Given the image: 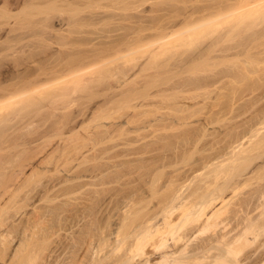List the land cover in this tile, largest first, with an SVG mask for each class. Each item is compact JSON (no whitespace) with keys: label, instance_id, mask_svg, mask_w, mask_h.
<instances>
[{"label":"bare ground","instance_id":"bare-ground-1","mask_svg":"<svg viewBox=\"0 0 264 264\" xmlns=\"http://www.w3.org/2000/svg\"><path fill=\"white\" fill-rule=\"evenodd\" d=\"M72 1L0 0V264H50L49 261H53L51 258L54 254L51 252L56 248L52 250V247H56L57 244L51 245L55 239L52 237L60 231L59 227L55 226L57 222L59 223V219H56L54 214H57L55 215L57 217L62 216L55 213V210L63 213L70 208L64 209L66 201L64 204H61L62 202L53 204V202L61 196L71 200L70 197L77 191L78 186L82 189L86 184L83 185L84 182H80L79 173L73 174L79 168L73 172L67 169L68 166L74 162L73 168H76L75 166L82 163L81 158L88 157L84 160H91L88 155L93 154V150L95 153L96 149L86 147L87 151L92 150L88 154L84 148L86 144H92L91 148L98 143L102 144L105 149L103 150L106 151L107 144L103 145L105 142L100 143V141L109 140L111 137L117 138L118 135L119 137L127 135L126 139L121 137L124 139H121L122 144L119 139L118 141L122 146L127 140L126 145L128 143L133 147L128 152L131 150L133 152L128 153L125 150L128 154L124 156L120 150L123 146L118 147L117 153L113 151L116 153L115 156L125 158L118 160L116 157V161H113L114 165L135 166L138 162L139 165L135 167L137 171L132 170L134 167L131 168L129 165L128 172L125 168L118 167L115 173L117 175L115 178L116 180L118 178L117 182L120 185H115V188L110 187L114 193H109L115 198H120L119 195L123 196L125 200L123 202L120 198L121 202H119V199L114 197L111 200L117 207L118 220L112 218L113 213L110 214L112 216L108 214L109 219L106 217L107 224L104 222L103 225L102 220L105 219L103 216H101L102 220L98 219L100 215L97 210L99 208L101 210L102 196L104 197L110 190L107 189L109 187L104 188L105 185H103L100 187L102 189L94 188L97 193L102 194V196L96 192L94 194V196L100 195L102 198L100 201L95 199L98 198L97 196L93 198V194L90 193L91 197L88 194L89 200L93 199L91 210L87 211L94 216L97 213L94 218L96 221L93 220L92 227H89L90 232H83L84 236L80 235L83 237V244H80L83 246V252H81L82 246L78 252L83 253L81 254L83 257L79 256L80 261L75 259L76 262H71L73 258L78 257L74 248L76 257H71L72 259L68 257L70 264H245L246 262L242 260L247 261L248 258V263L252 260L253 263L264 264V48L261 49V47L256 56L251 53L256 43L260 44L261 41L264 45V39H262L264 26L261 24L264 22V0H83L84 7H79ZM81 9L87 13L83 18L78 17ZM54 12L64 15L65 12H69L68 15L66 14L68 18L65 16L66 25H61V22L59 24L61 26L54 24L56 21L53 22ZM87 26L96 29L93 33L97 34L98 41L96 38L94 41L98 43L95 45H99V48L91 46L94 45L91 41L93 39L88 41L91 43V50L81 47L87 43L85 40L90 38L87 39V35L83 33L91 32H84V29L80 35L82 27ZM247 33L250 34L247 35ZM230 42L232 43L227 44ZM201 43L202 46H200ZM242 54L247 58L246 61H240ZM8 60L12 66L8 65ZM14 62L19 63V66L16 64L14 66ZM36 62L45 65L39 67ZM229 63H232L230 69L232 65L233 67L237 65L235 70L229 69L227 65ZM251 63L252 69L248 66ZM253 63L258 65L257 68H254L256 65ZM21 64L24 66L21 67ZM149 70L152 71L149 72ZM255 72L260 73L261 79L253 76L256 75ZM251 75L259 79V82L256 81L257 79L253 82L259 83L261 95L260 89L256 87L257 84L254 87L258 90L253 89L254 87H251L253 85H250L251 88L248 85L247 87L249 90L253 89L252 93L255 90L261 96L260 106L257 100L251 99L255 102L251 104H257V108L252 105L253 108L249 106L243 109L235 108L237 104L232 107V102L237 100V92L242 91L241 88L246 86H239L238 91L235 86L232 87L231 91L237 93L234 95L235 98L233 97L236 99L234 100L231 94L229 95L230 92L226 90L228 82L236 85V81H239L237 83L239 84L245 79L241 83L249 84L247 78L251 82L249 80L252 78ZM111 77L119 82V85L116 84L119 92L115 93L117 86L114 85L116 86H113L116 91L112 88L114 97L107 100L104 96L107 106L101 105L105 103L103 101L100 104L103 108L99 112L103 113V109L108 111L113 109L115 112L119 111L116 113L118 117L111 114L112 111H107L108 114L106 112L98 114V106L96 113L92 111V108H96L94 96L101 92L104 94L105 90L101 91L100 88V93L96 90L98 93L91 92L92 95L87 91L90 89L92 91L93 83L98 85L107 83L109 78L112 81ZM140 77H142L141 81L138 80ZM114 78L113 81H116ZM109 81L110 85H108L111 87ZM162 84L164 85L160 86ZM96 87L98 89L97 85L94 88ZM154 87L158 90L155 91ZM112 89L106 90L112 92ZM82 90H86L90 95L85 92L84 95L87 96L82 97L84 93ZM214 90L221 92L219 100H223V106L219 105L220 102H214L215 99L214 101L211 100L213 98L210 99V94H213ZM78 91L81 98L77 101L83 99L84 104L80 109L78 104L80 102L72 99ZM241 91L240 93L243 92ZM255 91L254 94L250 93L246 97L256 96ZM246 97L242 96L244 99ZM183 98L189 103L192 101L194 103L196 100L198 107L194 104L192 107H186L188 102L187 104L183 102ZM254 98L258 99V97ZM91 99L95 100L94 102L92 100L93 104ZM198 99H201L200 103L197 102ZM88 101L95 107H92L90 103L87 104ZM228 101H230L229 104ZM73 102L79 105L77 115L72 111L74 109L69 108L74 105ZM165 102L168 104L165 105ZM115 104H118V108L120 105L121 112L124 111L123 109L130 112L121 114V108L116 111L118 108H115ZM200 104L202 109L204 110L203 107H205L206 110L205 114L200 111L203 113L206 125L221 124L218 127L223 125L225 127H223L224 132L221 131V137L215 135L213 141H210L212 143L208 142L211 145L209 151H204L205 147L202 148L204 154L199 146L204 137L209 136L206 132L208 127H203L204 122L202 125L197 121L198 116L201 117L202 114L198 112L199 109L196 112L192 110L195 108L197 110ZM109 106L112 109H109ZM87 110L93 113L90 116H93L91 120L94 124L90 123V117H88L89 124L87 125V118L84 120L87 122L84 123L83 115L86 116ZM116 117L123 119L118 121ZM193 117L197 119V122ZM14 120L15 124H11ZM49 121L50 123L46 124ZM90 124L93 128L86 129ZM43 125L46 127L44 128ZM39 127H43V130ZM23 130L28 131L24 134ZM113 132L117 134L115 133L114 136ZM213 133L215 134L216 131ZM209 137L205 140H209ZM115 140H112L113 144L118 142L117 139ZM136 143L140 145H134ZM190 144L192 148L194 147V151H197L199 145L198 153L201 152L200 160L197 157L198 161L192 163L196 165L200 161L197 163L198 166L192 168L196 174L191 175L190 178L185 171L187 168L178 171L183 167H179L181 162L179 166L177 165L176 168L179 167L177 170L172 167L174 171L169 173L168 168H171L172 163H169L170 166L167 165L169 158L176 159V156L178 158L180 154L177 152L179 153L180 150L184 156H180L183 161L186 155L184 149H192L189 147ZM209 144L207 147L210 146ZM170 145L171 150L172 148L174 150V156L170 154L171 152L165 155ZM154 149L160 151L164 149L166 152L160 155L158 151L157 155ZM83 150L87 155H83ZM96 151L98 154L100 150ZM140 152L142 156L147 155L137 158L138 160L135 157L130 159V156L126 159L128 155H135L134 153L140 155ZM149 152L150 155H148ZM153 152H156L155 155ZM194 153H189V159L190 155L194 156ZM93 155L96 158L97 155ZM109 157L113 159V155ZM102 158L104 159L103 156L100 159ZM76 159H79L77 164ZM185 159L188 160V158ZM96 160L93 161L96 162ZM255 161L261 164L253 165ZM89 162L92 163V161ZM251 166L253 169L255 167V170L250 169ZM80 167L82 172L83 165ZM96 168V166L93 168V173L97 170ZM189 168L191 169V166ZM164 169L169 174L165 175ZM203 169L205 174L201 175ZM65 170L68 172L71 170L74 177H69L68 175L71 174ZM99 170L98 168V173ZM200 170L202 171L199 172ZM109 171L112 170L109 169ZM55 172L61 178L58 181L54 178L55 175L54 180L52 179V174ZM135 172V177L140 179L138 182L135 177H132ZM189 173L191 174L192 171ZM163 176L164 179H162ZM102 177L103 180L104 177ZM192 177L195 178V182ZM42 178L45 180L43 181ZM189 178L192 180H188L190 184L186 183ZM254 179H260L261 182L258 180L256 183ZM63 180L67 184L57 187L58 183L54 181L61 184ZM134 181L135 185H133ZM102 182L108 183L106 180ZM191 182L194 184L192 185ZM126 184L130 187L127 188ZM248 184L253 188L250 189V194L243 197L242 187L248 188ZM240 188L243 196L238 195V192H241ZM57 190H59L58 193ZM91 190L89 192H92ZM52 191L54 195L56 193V196L53 197ZM235 195L242 197H236V201ZM45 199L49 205L38 206L37 202L43 203ZM84 205H86L85 210L90 206ZM23 208L25 211H22ZM28 209H31V216L34 219L30 217L31 213ZM77 210L76 208L75 211ZM18 214H21L19 218L17 217L19 221L16 218ZM48 216L57 220L54 226L58 228V231L53 226L43 227L47 224V222L43 224L46 220L51 223ZM62 223L60 222V226ZM53 229L57 232L54 233ZM64 229L61 228L62 231ZM62 231L57 234L61 233L63 236ZM58 236L56 235L57 238ZM61 239L64 240L65 237ZM76 239L79 240V238ZM74 241L77 243V240ZM59 242L62 245L64 241ZM58 258L61 257L58 255ZM55 260L61 264L64 258L55 257Z\"/></svg>","mask_w":264,"mask_h":264},{"label":"rangeland","instance_id":"rangeland-1","mask_svg":"<svg viewBox=\"0 0 264 264\" xmlns=\"http://www.w3.org/2000/svg\"><path fill=\"white\" fill-rule=\"evenodd\" d=\"M78 1H79V3H78ZM81 1H82V3H81ZM149 2H150V1H149ZM72 3H73V4L75 3V5H77V6H79V7H80V6H83V0H73ZM77 3H78V4H77ZM146 5H149V4H146ZM83 7H84V6H83ZM83 7H82V8H83ZM145 7H147V6H145ZM66 8H67V6H66ZM67 9H68V8H67ZM68 10H69V9H68ZM81 10H82V11H81ZM81 10H80V11H81L82 14L80 13V15H79L78 17H82V18H83V16L87 15V13L83 12V11H84L83 9H81ZM86 10H87V9H86ZM63 13H64V12H63ZM68 13H69V12H68ZM68 13L65 12V15H64V14H61V13H58V12H54L53 15L56 16V17L53 16V17L55 18V19L53 18V19H54L53 22L56 20V21L54 22V24L57 23L58 26L66 25L67 21L65 20V16H67ZM84 13H85V14H84ZM59 14H60V15H59ZM66 14H67V15H66ZM83 14H84V15H83ZM58 15H59L60 17H59ZM61 16H62V17H61ZM57 17H58V18H57ZM59 18H61V19H59ZM66 18H68V16H67ZM57 19H58V21H57ZM59 20H60V21H59ZM64 20H65V21H64ZM263 21H264V20H263ZM60 22H61L62 24H61ZM59 24H61V25H59ZM261 24H263L262 26H264V22L261 23ZM261 24H260V25H261ZM97 26H99V25L97 24ZM99 27H100V26H99ZM258 27H261V26H258ZM85 28H86V29H85ZM83 29H84V32L87 31V32H91V33H83ZM89 30H90V31H89ZM95 30H96V29H95ZM95 30H94V27H93V28H92V27L90 28V26H87V27H84V28L82 27V32H81L80 35H82V33H83V34L87 35V39L90 37L88 40H85L88 44L85 43L84 46H83V45L81 46V47H84L85 50H89V49L91 50V47H90L91 43L88 42V41L91 40V39H93V40H91V41L94 42V45H91V46H93V47L95 46V48L99 46V45H98V46L95 45V44H98L97 42H95V41H96L95 38H96L97 34L93 33V31H95ZM248 34H250V33H247V35H248ZM78 35H79V34H78ZM90 35H91V36H90ZM247 37H248V36H247ZM96 39H97V38H96ZM262 39H264V38H262ZM94 40H95V41H94ZM85 41H84V42H85ZM97 41H98V39H97ZM231 41L233 42V40H231ZM234 41L236 42V40H234ZM232 42L227 43V44H231ZM263 42H264V41H263ZM203 43H204V42H203ZM86 44H87V45H86ZM92 44H93V43H92ZM260 44H262L261 41H260ZM260 44H259V43H256V44H255V47L251 49V53H252L253 56L258 55L259 52H260V50L264 48V45L262 44V45L260 46ZM202 45H203V44L201 43L200 46H202ZM204 45H205V43H204ZM261 47H262V48H261ZM55 48H56V47H55ZM55 48H53V49H55ZM98 48H99V47H98ZM191 48H192V47H191ZM191 48H190V50H191ZM196 48H197V47H195V49H196ZM260 48H261V49H260ZM81 49H82V51H83V48H81ZM242 50H243V49H242ZM262 51H263V50H262ZM189 52H190V51H189ZM246 60H247V58L244 56V54H242V56L240 57V61H246ZM10 61H11V60H10ZM7 62H9V60H8ZM11 62H12V61H11ZM49 62H50V60H49ZM49 62H48V63H49ZM235 62H237V61L235 60ZM7 64H8V63H6V65H7ZM13 64H14V66H16V65H18L19 63L17 64V63L14 62ZM15 64H16V65H15ZM33 64H34V63H33ZM36 64L39 65V67H40V65H42V66L45 65L44 63H43V64H42V63H39V64H38V62H36ZM36 64H34V65L37 66ZM46 64H47V63H46ZM230 64H232V63L227 64L228 67H229V69H230V66H231ZM253 64L256 65V67H254V68H257L258 65H257L256 63H253ZM8 65H11V66H12V64H11L10 62H9ZM47 65H49V64H47ZM255 65H254V66H255ZM18 66H19V65H18ZM23 66H24V64H21V67H23ZM236 66H237V65H235V66L233 67V65H232V68H231L230 70H233ZM248 66H249V68H250V66H251L250 69L253 68L252 63H251L250 65H248ZM259 66H260V65H259ZM21 67H19V68H21ZM46 67H47V66H46ZM49 67H50V65H49ZM223 67H225V65H224ZM226 67H227V66H226ZM258 68H259V67H258ZM260 68H261V66H260ZM234 70H235V69H234ZM257 70H259V69H257ZM151 71H152V70H151ZM151 71L149 70V72H151ZM255 73H256V75H253V74H252V75H253V76H256V77H259V79H261V78H260V77H261L260 73H259V72H258L259 74H258L257 72H255ZM257 74H258V75H257ZM252 75H251V77L253 78ZM41 77H42V76H41ZM43 77L45 78L44 75H43ZM43 77H42V78H43ZM256 77H254L253 80H252V78L249 79V80H251V82H252L253 84H251V82L248 81V78H247V82H248L249 84H247V83L244 84V82L241 83V82L244 81L245 79L242 80L239 84H237L239 81H236V82H237L236 85H235V84L233 85L231 82H228V89H226V90L228 91V93L230 92L229 95L231 94V97H232V98H233V97L235 98L234 95H236V94L238 93V95H236V99H237V100L233 98L234 100H236V101H234V102H236V103H235V104H233L234 102H232V104L230 103L231 106L233 105L232 107H234V105H236V104H237V105L235 106V108H242V109H243V108H246V107H248V106H249V107L256 106V108H257L258 106H260L261 103H260L259 100H262V99L260 98V97H261V96H260V95H261V94H260L261 89H260V86H259V83H258V82H259V79H257ZM111 78H112V77H111ZM113 78H114V77H113ZM113 78H112V81H111V79L109 78L110 81L107 80V83L104 82L103 84H100V85H102V86L98 85L97 83H93V84H92V86H93V87H92V91H91V89H90V90H87L88 88L86 89L87 91L90 92V94H91V92H93V93H95V94L98 93V92H96V90H98L99 93H100V88H101V91L105 90V91H103V92H105L106 95H105V93L103 94V93L101 92V94H99V95L96 94V96H94V97H96V98H95V99H96V102H94V101H95L94 99H91V100H90L91 102H92V100H93V102L95 103L94 105L96 106V108H95V109L92 108V111H94L95 113H96V110H97V106L100 108V109L98 108V111H97L98 114H103V113H105V112L107 113L108 110H105V109L102 110L103 113H102V112H101V113L99 112V110H101V108H103L102 106H104V104H105L104 107L107 106V105H106V102H105L106 99H104V96H105V98L107 97V100H108V99L113 98V97H114L113 95H114L115 93L119 92V90H118V85H119L118 83H119V82H117V79H116V78H114V80H116V81H113ZM138 78H139V77H138ZM138 78H137V79H138ZM249 78H250V77H249ZM141 79H142V77H140V79H138V80L141 81ZM254 79H255V80L257 79L256 81H258V82H257V83H254V82H253ZM108 81L111 82V87H109L110 83H108ZM158 81H159V80H158ZM158 81H157V83L160 82V81H159V82H158ZM260 81H261V80H260ZM113 82H114L115 84H112ZM245 82H246V81H245ZM105 83H106V84H105ZM234 83H235V82H234ZM94 84H96V85L98 86V89H97V87L94 88V87L96 86V85H94ZM108 84H109V85H108ZM116 84H118V85H116ZM256 84H257V85H256ZM104 85H106L105 88H104ZM114 85H116L117 87L114 86ZM163 85H164V84H162V85H160V86H163ZM242 85H245L246 87L243 86V87H244V88H243ZM247 85H248L249 87H250V85H253V86H251L252 88L254 87V85H256V87L258 86V88L260 89V90H259V94H260V95H258V94H257L258 92L256 93V91L254 90L255 93H256V94H255L256 96H254V97H258V99H257V98H254L253 96H250V97L247 96V97H246V95H248V94L250 95V93H251V94H254V91H253V93H252L251 90H253V89H257L256 87H254L253 89H250V90H249V89H248L249 87H247ZM99 86H100V87H99ZM113 86L117 88V91H116V89H115ZM233 86H235V88H236L237 91H238V89H239L240 87H242L241 89H242L243 92L240 90L242 93H240V91H238L237 93H236V92L234 93L233 91H231ZM239 86H240V87H239ZM107 87L110 88V89L114 88V90H115L116 92L114 93V92H113V91H114L113 89H112V92H113V93H112V92H109L108 90H106V89H108ZM155 87H156V86H155ZM155 87H154V88H155ZM251 87H250V88H251ZM93 88H94V89H93ZM158 88H159V87H158ZM160 88H163V87H160ZM152 89H153V88H152ZM155 89H156L155 91L158 90L157 88H155ZM243 89H244V90H243ZM86 90H85V91L82 90V91H84L83 94H82V91H81L82 97H83V96L86 97L87 95H90L89 92H87ZM226 90H225V92H227ZM246 90H249L250 92H249V91L245 92ZM257 90H258V89H257ZM94 91H95V92H94ZM155 91H154V92H155ZM219 91H220V90H219ZM85 92H86L87 95H84ZM232 92H233V93H232ZM93 93H92V94H93ZM107 93H108V95H107ZM212 93H213V92H212ZM223 93H224V92H223ZM76 94H77V95H76ZM92 94H91V95H92ZM95 94H94V95H95ZM110 94H111V95H110ZM219 94L221 95V92L218 93V91L215 92V90H214V93H213V94H210V99L213 98V99H211V100H213V101H214V99H215L214 102H216V103H217V102H220L219 105L222 104V106H223V103H222L223 100H221V101L219 100V97H220ZM72 95H74V94H72ZM97 95H98L100 98H99V97L97 98ZM101 95H102V96H101ZM211 95H213V96L211 97ZM244 95H245V97H246L245 99L242 98V96H244ZM257 95H258V96H257ZM76 96H78V98H77ZM80 96H81V95H80L79 91H78V92H75V95L72 96V97H73L72 99H73V100H76V102H80V103L82 102L81 104L78 103V104L80 105V107H79L78 104H74V103H76V102H73L74 105L69 107L71 110L74 109V110H72V111H73L74 114H76V115L79 113L78 111H79V109L81 108V105L83 104V99H81L82 101H81V100H80V101H77L79 98H81ZM115 96H116V95H115ZM74 97H75V98H74ZM94 97H93V98H94ZM109 97H110V98H109ZM231 97H230V99H231ZM248 97H249V98H248ZM251 97H252V98H251ZM199 98H200V97H199ZM220 98H221V97H220ZM210 99H209V100H210ZM251 99H252V100H255V101L257 100V102H259V103H258L259 105H258V106H257V104H256V105H252V104H254L255 102L252 101ZM104 100H105V101H104ZM191 100H192V99H191ZM191 100H190V101H191ZM198 100H199V101H197V102L200 103V102H201V101H200L201 99H198ZM231 100H232V99H231ZM248 100H249V101H248ZM90 101H88V103H87V102H86V103L89 104ZM97 101L99 102V104H98ZM103 101H104L105 103H102ZM165 101L168 102L167 100H165ZM182 101H183V102L185 101L186 104H187V102H188L187 99L184 100V98L182 99ZM195 101H196V100H194V103H192L193 101L191 102L192 105H189V104H191V103L188 102L187 106H186V105H185V106H186V107H188V106H189V107H192L193 104H194V106H195V105H196V102H195ZM251 101H252V102H251ZM93 102H92V104H93ZM166 102H165V103H166ZM170 102H171V101L169 100V103H170ZM229 102H230V101H228V104H229ZM253 102H254V103H253ZM257 102H256V103H257ZM101 103H102V104H101ZM248 103H249V104H248ZM251 103H252V104H251ZM71 104H72V103H71ZM90 104H91V103H90ZM92 104H91V105H92ZM100 104H101L102 106H101ZM167 104H168V103H166L165 105H167ZM182 104L184 105V103H182ZM243 104H244V105H243ZM76 105H78V106H76ZM83 105H84V104H83ZM94 105H92V107H93ZM99 105H100L101 107H100ZM201 105H202V104H200V107L197 108V110H196L195 107H193V108H195V109H192V110L196 112V111H198V109H199L198 112L202 111V112L204 113V111H206V110H205V107H203V108H204V110H203L202 107H201ZM224 105H225V104H224ZM251 105H252V106H251ZM75 106H76V107H75ZM89 106H90V105H89ZM95 106H94V107H95ZM112 106H113V105H112ZM114 106H115V108H118V104H115ZM114 106H113L112 108H114ZM196 106H197V105H196ZM241 106H242V107H241ZM243 106H244V107H243ZM72 107H75V108H72ZM77 107H79V109H78ZM109 107H110V106H109ZM197 107H198V106H197ZM218 107H220V106H218ZM218 107H216V108H218ZM249 107H248V108H249ZM90 108H91V106H90ZM107 108H108V107H107ZM107 108H106V109H107ZM112 108L110 107L109 109H112ZM120 108H121V107H120V105H119V108L116 109V111H117V110H120ZM252 108H253V107H252ZM256 108H255V109H256ZM123 110H124V111L121 112V111H122V108H121V110H120V113H121V114H123V113H125V112H126V113L130 112L129 110H125V109H123ZM251 110H254V109H251ZM89 111H90V112H89ZM109 111H110V110H109ZM109 111H108V112H109ZM111 111H112L111 114H113V115H116V113H119V111H118V112H115V111H113V109H112ZM111 111H110V112H111ZM43 112H46V111H43ZM77 112H78V113H77ZM114 112H115V114H114ZM202 112H200V114H201ZM57 113H58V111H57ZM87 113H88V115H87ZM203 113L201 114V117H202V120H203V121L201 120V117H200V116H198V117H199V120H197L198 118H197L196 116H195V117H196L197 119L193 117V119H195V121H196V120L199 121V123L202 124V125L206 122V120H204V117L202 116ZM92 114H93V113L91 112V110H87V112H86V116L83 115V118H84L83 121H84L86 118H87V121H88V120H89L88 117H90V120H91V118L93 119V116H90V115H92ZM107 114H108V113H107ZM121 114H120V115H121ZM204 114H205V113H204ZM120 115H119V116H120ZM116 116L118 117V114H117ZM204 116H205V115H204ZM117 117H116V118H117ZM170 117H171V116H170ZM117 119H118V121H119V120H121V119H123V118H121V119L117 118ZM117 119H116V120H117ZM90 120H89V121H90ZM113 120H114V119H113ZM200 120H201V121H200ZM52 121H53V119L51 120V122H52ZM54 121H55V119H54ZM87 121H84V123L87 122ZM89 121L87 122V125L89 124ZM114 121H115V120H114ZM197 121H196V122H197ZM204 121H205V122H204ZM16 122H17V121H16ZM203 122H204V123H203ZM9 123H10V121H9ZM49 123H50V121L47 122L46 124H49ZM90 123H93V124H94V122H93L92 120L90 121ZM11 124H15V120L12 121ZM17 124H20V123H17ZM195 124H196V123H195ZM83 125H84V124H83ZM85 125H86V124H85ZM85 125H84V126H85ZM91 125H92V124H90L86 129H88ZM202 125H201V126H202ZM216 125H217V124L214 125V126H215V128H214L213 125H211V124L206 125V123H205V124L203 125V127H205V126L208 127V131H209V132L207 131V128H206V127H205V128H206V132H207V134H209V136H210L211 134H214L213 131H216L217 134L215 133L214 136L212 135V137H209V136L207 135L206 137H209L210 139L207 138V139H209V140H205L206 137H204L205 142H204V140H203V141L201 142V144H200V142H199L200 146L198 145V146L200 147L201 150H200L199 147L197 146V148H198L197 151H196V150L194 151V150H193L194 147L192 148V144L189 145V147L192 148L191 150L188 149V148L184 149V148L182 147V148L184 149V151H185L184 153L186 154V155H185V158H188V160L186 161V159L184 158V159H183L184 162L182 161V159L180 158V156H182V153H181L180 150H179V153L177 152V154H180L178 158H177V156H176L177 154L175 155V156H176V157H175L176 159L172 158V159H173V160H172L171 158H169L170 160H168L167 165L170 166L169 163H171V162L173 163L174 160H175V163H173V164L171 163V168L169 167V168H168L169 171H168V170H167V171H168L169 173H171V172L174 171L173 168H175V169L177 170L179 167H182V166L184 167V166H185V168H183V167H182L181 169L179 168L178 171H179V170H184V169L187 168L185 171H187V174L189 175L190 178H191V175H192V176L195 175V174H196V173H195L196 171H193L192 168H194L195 166H198L197 163H199L200 161L197 162L196 165H195V164L193 165L192 163H195L196 161L200 160L201 156H200L199 154L202 152V148L205 147V148H203L204 151H205V150L209 151L210 148H211V145H210L208 142L213 141L212 139L215 138V135H217L218 137H221V135H222V132H221V131L224 132V130H225V129H223L224 125L221 126V127H218V126H220L221 124H218L217 126H216ZM84 126H83V128H84ZM212 126H213V127H212ZM43 127L45 128L46 125H43ZM43 127H41L42 130H43ZM210 127H211V128H210ZM217 127H218V129H217ZM32 128H35V127H32ZM41 128L39 127V129H41ZM90 128H91V127H90ZM92 128H93V126H92ZM92 128H91V129H92ZM224 128H225V127H224ZM35 129H36V128H35ZM84 129H85V128H84ZM84 129H83V130H84ZM86 129H85L84 131H86ZM209 129L211 130V133H210V130H209ZM31 130H33V129H31ZM203 130H204V129H203ZM203 130H202V131H203ZM218 130H220V131H218ZM26 131H28V130H26ZM26 131L23 130V133H24V132L27 133ZM84 131H83V133H84ZM218 132H219V134H218ZM25 133H24V134H25ZM115 133H116V132H115ZM115 133L113 132L112 135L115 136ZM117 133H118V131H117ZM117 133H116V134H117ZM118 134H119V133H118ZM220 134H221V135H220ZM121 137L124 138L125 135H122V136H120V137H119V135H118L117 138L111 137V138H113V139H111L110 137H108V138H110L109 140H111V141H109V140L106 139V141H108V142H106L105 140L100 141V143H101V142H105V143H103V145L107 144L105 147L110 148V147L114 146V148L112 147L111 150H110V149L108 150V148H107L108 153H107V150L104 151L105 149L103 148L104 146H102V144H100L101 147H100L99 143L97 144L98 147H100L101 149L98 148V147H96L97 145L94 146V148H91V147H92V144H89V143H88L90 146L87 145V144H86V145L83 144V145H85V147L83 146L85 149H86V147H88V148L90 147V149L100 150L101 152L98 151V154H99V152H100L101 154H102V153H107V154H102V155L99 154V155H101L100 158H101L102 156L104 157V159L102 158L104 161H103L102 159H100V158H98L99 161H98V159L96 160V158L99 157V155L96 153V152H97L96 150H95V153H94V150H93V154H95V156L97 155L96 158H95L93 154H91V155L89 154V153H91L92 150L89 149L90 151H87V149H88V148H87V149H86L87 152H86V151H84L85 149L83 148V149H84V150H83V151H84L83 155H87L86 153H88V154H89L88 156H89V158L91 157V160H90V159H88V161H87V160H84V159H87L88 157H87V158H84V159L81 158V160H83L84 162L82 161V163H80L78 166H75L76 168H73V167H74V162H72L73 166H72V164L68 166L67 169H71L73 172L76 171V170L79 168V170L76 171V172H74L73 174H74V175H77L76 173H79V174L81 175V178H82V179L79 178L80 182H81V183L84 182L83 185H84L85 183H86L87 185L85 184L84 187H83V185H82V186H81V187H83L82 189L80 188V186H78V189L81 190V191H79V190L76 188L77 191H76L74 194H72L73 197H72V195H71V197H70L71 200H70L69 198H66V199H65V198H63V196L59 197V199L57 198L56 201L54 200L53 204H54V203H55V204H58V203L60 204L61 202H62L61 204H64L65 201H66V203L70 202V204L68 203L69 206H68L66 203H65L66 207H65V205H64V209H67L68 207H70L69 209H67V211L63 212L65 215H64L63 213H60L59 210H55V213L57 212L59 215L62 214V216H63V217H62V216H61V217H57V216H55V215H57V214H54V217H55L56 219H59V220H58L59 223L57 222V220H55L54 217H53V218H54V219H53V218H51L50 216H48V219L51 221V223H48V221L46 220L47 218L44 219V220H46V221L43 222V224L47 222L46 226H44L45 224H44V225L42 224L43 227H45V228H46L47 225H48V226H50V227L53 226V228H54L55 226H57V227H59L60 231H62L61 228H62V229L65 228V229H68V230L71 229V231H68V230H65V229H64L65 232L62 231V234L64 233L63 236L61 235V233H60V235L57 234V233L60 232V231L57 232V231H58V228L55 227V228H56L55 230H57V231H55V230L53 229V231H55L54 233H56V232H57V233L55 234V236H54V234H53L52 239H54V237H55V239H56V238H57L56 235H57V236L59 235V236H61L62 238L65 237V239L63 240V239H61V237L59 238V236H58V238H57L56 240H55V239H54V241L52 240L53 242L57 241V243H53V242H51V245H52V244H53V245L55 244L54 246H56V244H57V246H56V247H52V246H51V247L53 248L52 250H54V249L56 248V249H55L56 251L54 250V251H53L54 253L51 252V253L54 254V255L52 256L53 258H51V256L49 257V259L51 258V260H53V261H49L50 264H52V263H53V264H54V263H56V264H60L58 260H57V261H58V263H57V261L55 260V257H56L57 259H63V258H64V260H62V262L60 261L61 264H62L63 262H64V263L66 262L67 264H70V261H69L68 257L70 256V259H72V258L75 256V252H76V251H77L76 253H78V257L75 256L76 258H73L74 260H71V262H72V261H73V262H76L75 259H76V260H79V261L81 260L80 257H81V258L83 257V256H81V254H83V253H81V252H83V246L80 245V244H83V242H82V241H83V237L80 236V235H83L84 233L90 232L89 227H90V226L92 227V225H91L92 222L96 221V220H94V218H95V216H97V213H98V212H99L98 214L100 215V216H98V217H99L98 219L102 220L103 217L105 218V219L102 220V221H103V225H104V222H106L105 224L108 223V222H107V221H108L107 219H109V216L114 215V216L112 217L113 219H115L116 217H118V215H117V213H116V210H117L116 208H117V207L114 205L115 202L113 203V201H111V200H113V197H114V196H112L113 194L110 195V193H109V192L114 193V192H112V191H114V190H113V189H110V187L112 188V186H113V188H115L114 186H115V185L117 186V185L119 184V183L117 182L118 178H117V180H116V178H115V176H117L115 173H116V171L118 170V167H119V168H120V167H123V168H125V171L128 172V171H129V165H130V164H129V165H128V164H125V165H123V166H117V165H116V166H117V167H116V166L114 165V162H113V161H116L117 158H118V160H119V158H125L124 156L127 155L129 152L132 151V150H131V151L128 152V150H130V148H133V147H131L130 144L128 145V143H127V145H126V141H127V140L124 141V142H125V143H124L125 145L123 144V145H122L123 147H122L121 144H122L123 142L121 141V139H122ZM126 138H127V135H126L125 139H126ZM115 139H117V141H118V139L120 140L121 144H120L119 141L116 142V144L118 143L117 145H119V146H117L116 144H113L112 140L116 141ZM122 140H124V139H122ZM110 142H111V143H110ZM128 142H129V141H128ZM114 143H115V142H114ZM139 143H140V142H139ZM139 143H136V144H134V145H137V144L140 145ZM202 143H203L205 146H204ZM207 143L210 145L209 147H207V146H208ZM210 143H212V142H210ZM109 144H110V145H109ZM206 144H207V145H206ZM111 145H112V146H111ZM115 145H116V147H115ZM193 145H194V144H193ZM201 145H203V146H201ZM109 146H110V147H109ZM124 146H125V149L123 150ZM126 146H128L129 149H128V147L126 148ZM132 146H133V145H132ZM95 147H96V148H95ZM118 147H120V148L122 147L120 150H122V153H123L122 155L125 154L124 156H119V157H117V155L115 156V154H116L117 151L119 150ZM170 147H171V145L169 146V150L167 149V150H168L167 153H165L166 151H164V149H163L164 152H163L162 150L160 151L159 149H157V150L154 149L157 153H156V152H153V153H154V155H155V153L158 155L159 152H160V155H162V153H165V155H166V154H168V153L171 152L170 154L172 155V154L174 153V150H173V148H172V150H173V151H172ZM103 149H104V150H103ZM117 149H118V150H117ZM208 149H209V150H208ZM114 150H115L116 153L113 152ZM125 150H126L128 153H127ZM154 150H153V151H154ZM187 150L190 151V152H195V153L193 154L194 156L190 155V156H191L190 159H189V157H188L190 152H188ZM192 150H193V151H192ZM198 150H200L201 152L198 153V152H199ZM102 151H104V152H102ZM158 151H159V152H158ZM85 152H86V153H85ZM110 152H111V153L113 152V153L111 154ZM132 152H133V151H132ZM151 152H152V151H151ZM187 152H188V153H187ZM109 153H110V154H109ZM153 153H151V154H153ZM184 153H183V154H184ZM202 153L204 154L205 152H202ZM132 154H133V153H132ZM134 154H135V155H128L126 159H129V158L132 159V157H135L136 159H137V158L139 159V158H143L144 156L147 155V154H145V155L143 154V156H142V155H141V154H142L141 152H140V155H139L138 153H134ZM170 154H169V155H170ZM191 154H192V153H191ZM203 154H201V155H203ZM111 155H113V159H111L112 157H111V158L109 157V156H111ZM148 155H150V152H149ZM163 155H164V154H163ZM129 156H130V157H129ZM141 156H142V157H141ZM172 156H174V154H173ZM93 157H94L95 159H94ZM108 157H109V159H107ZM114 157H115V158H114ZM116 157H117V158H116ZM128 157H129V158H128ZM182 157H184V156H182ZM193 157H194V158H193ZM197 157H198V160H197ZM179 158H180V159H179ZM105 159H106V160H105ZM110 159H111V160H110ZM138 159H137V160H138ZM177 159H178V160H177ZM81 160H80V162H81ZM93 160H94V161L96 160V162H94ZM120 160H121V159H120ZM176 160H177V162H176ZM258 160H259L260 162L262 161L261 159H258ZM78 161H79V159H76L75 163L77 164ZM89 161H92V163L89 162ZM101 161H102V162H101ZM108 161H109V162H108ZM253 161H254V160H253ZM256 161H257V160H256ZM256 161H255V163H253V165H255V164H257V163L261 164L260 162H256ZM103 162H106V163H103ZM111 162H112V163H111ZM135 162H136V161H134V163H135ZM180 162L182 163L181 166H179ZM101 163H102V164H101ZM110 163H111V164H110ZM137 163H138V162H137ZM137 163H135V164H136L135 166H132V164L130 165L131 168L134 167V169H132V170L137 171V170L135 169V167H136L137 165H139V163H138V164H137ZM144 163H145V162H144ZM144 163H143V164H144ZM147 163H148V162H147ZM176 163H177V164H176ZM76 164H75V165H76ZM96 164H97V165H96ZM107 164H108V165H107ZM109 164H110V165H109ZM175 164H176V165H175ZM184 164H185V165H184ZM259 164H257V165H259ZM82 165H83L82 168H83V170H85V171L82 170V172H81V171H80V170H81V167H80V166H82ZM85 165H86V166H85ZM98 165H99V166H98ZM100 165H101V167H100ZM133 165H134V164H133ZM144 165H147V164H144ZM177 165L179 166L178 168H176ZM192 165H193V167H192ZM70 166H72V167H70ZM95 166L97 167V168H96L97 170H95L94 173H93V168H95ZM109 166H110V167H109ZM111 166H112V168H113V166H115L116 168L114 167V168L112 169ZM174 166H175V167H174ZM190 166H191V169H192V170L189 168ZM260 166H261V165H260ZM260 166H259V167H260ZM90 167H91V169H90ZM92 167H93V168H92ZM106 167H108V168H106ZM126 167H128V168H126ZM167 167H168V166H167ZM167 167H166V168H167ZM172 167H173V168H172ZM252 167H253V166H251V167H249V168L251 169ZM72 168H73L74 170H73ZM84 168H86V169H84ZM98 168L100 169V170H99V173H98ZM166 168H165V169H166ZM65 169H66V168H65ZM75 169H76V170H75ZM89 169H90V170H89ZM109 169L112 170V171H109ZM115 169H116V170H115ZM126 169H128V170H126ZM165 169H164V172H166ZM171 169H173V170L170 171ZM189 169L192 171L191 174L189 173V172H191ZM250 169H248V170H250ZM252 169H253V168H252ZM71 170H70V172H68V170H65V171L71 174V175H68L69 177H74V175L72 174V171H71ZM101 170H102V171H101ZM106 170H107V171H106ZM114 170H115V171H114ZM206 170H207V169H206ZM253 170H255V167H254ZM90 171H91V172H90ZM104 171H106V173H105ZM113 171H114V173H113ZM185 171H184V172H185ZM201 171H202V170H200L199 172H201ZM66 172H65V173H66ZM95 172H96V173H95ZM108 172H109V173H108ZM168 172H166L165 175L169 174ZM182 172H183V171H182ZM204 172H205V170L203 169V172H201L200 174H201V175H202V174L204 175V174H205ZM62 173H63V172H62ZM68 173H67V174H68ZM91 173H92V174H91ZM103 173H104L105 176L103 175ZM107 173H108V175H107ZM193 173H194V174H193ZM197 173H198V172H197ZM94 174H95V175H94ZM101 174H102V175H101ZM110 174H111V175H110ZM54 175H55V176H54ZM56 175H57L56 172H55V174H52V179H53V176H54L55 179L57 178V179H56L57 181H58V179H61L59 175H57V177H56ZM60 175H61V174H60ZM72 175H73V176H72ZM97 175H98V176H97ZM106 175H107V176H106ZM109 175H110V176H109ZM133 175H134V176H132V177H135V176H136V172H135ZM138 175H139V174H138ZM138 175H137V176H138ZM100 176H101V177L103 176V177L105 178V180H106L108 183H107V182H106L107 184L103 183L102 181H105V180H104L103 177H102V178H103V180H102ZM109 177H110V178H109ZM139 177H140V175L138 176V178H139ZM165 177H166V176H165ZM107 178H108V179H107ZM113 178H114V179H113ZM135 178H136V177H135ZM190 178L187 179L186 183L188 182V184H190L189 181H188V180L192 181ZM192 178L194 179L193 181L195 182V178H194V177H192ZM42 179H43V181L45 180V178H42ZM136 179H137V178H136ZM162 179H164V176H163ZM53 180H54V179H53ZM74 180H75V179H74ZM77 180H78V179H77ZM110 180H111V181H110ZM114 180H115L117 183H116ZM138 180H140V179H137V182H138ZM254 180L256 181V183H257L258 180L260 181V179H258V180L254 179ZM254 180H253V181H254ZM57 181H54L55 183H58V184H57V187L60 186V185L62 186V184H63V185L67 184V182H65L64 180H63V182H62L61 184H59L60 180H59V182H57ZM162 181H163V180H162ZM162 181H161V182H162ZM255 181H254V182H255ZM111 182H112V183H111ZM113 182H114L115 184H114ZM254 182H252V183H254ZM260 182H261V181H260ZM68 183H72V182H68ZM73 183H75V181H73ZM192 183H193V182H191V184H192ZM256 183H254V184H256ZM122 184H123V183H122ZM124 184H125V183H124ZM124 184H123V185H124ZM132 184H133V183H132ZM132 184H131V186L135 185L136 182L134 181V184H133V185H132ZM193 184H194V183H193ZM193 184H192V185H193ZM254 184H253V185H254ZM103 185H105V186H103ZM119 185H120V184H119ZM126 185H127V188L130 187L128 184H126ZM249 185H250V184H248L247 186H249ZM253 185H252V186H253ZM102 186H103L104 188H105V187H106V188L109 187V188H107L108 190L110 189L109 191H107V193H109V194L105 193V196H106V195H107V196L110 195V196H108V197H105V196H104V197H103L102 194L97 193V192L95 191V190H97V188H100V187H102ZM121 186H122V185H121ZM247 186H246V187H247ZM38 187H40V186H38ZM125 187H126V186H125ZM55 188H56V187H55ZM84 188H85V189H84ZM94 188H95V190H94ZM243 188H244L245 190H244ZM248 188H249V189H248ZM248 188H245V186L242 187V190H243V192H244V193H243L244 196L242 195V190H241V188H240L239 190H241V192H238V195H242L243 197H246V195L250 194V192H251L250 189L252 190L253 187H250V186H249ZM86 189H87V190H86ZM91 189H93L94 192H93V190H91ZM100 189H102V188H100ZM247 189L249 190V192H247V191H248ZM83 190H84V191H83ZM90 190H91L93 193H92V192H89ZM111 190H112V191H111ZM246 190H247V191H246ZM58 191H59V190H57V193H58ZM79 192L82 193V194H80ZM84 192H86V193L84 194ZM88 192H89V193H88ZM95 192H96V194H100V195L102 196L103 199L100 198V195H99V196H98V195H95V196L98 197V198H95V199H98V201H100V200L102 199V200H101V203H102V204L100 205V207H101V206H102V207H101V210H99L100 208L97 210V213H95V216H94V214H91V215H90V213L88 214V211L90 212V210H91V203H92L91 200L95 197V196H94ZM60 193H61V192H60ZM60 193H59V194H60ZM90 193L93 194V196H92ZM239 193H241V194H239ZM245 193H246V194H245ZM52 194H53V197L56 196V193H55V195H54V191H52ZM83 194H84L85 196H84ZM88 194L90 195L89 197H91V196L93 197V198H91V200H89ZM74 195H75V196H74ZM79 195H80V196H79ZM103 195H104V194H103ZM81 196H82V197H81ZM242 196H236V195H235L234 198H236V197L241 198ZM83 197H85V198H83ZM87 197H88V198H87ZM116 197H117V196H116ZM119 197L122 198L123 196H120V195H119ZM61 198H62V199H61ZM73 198H74V199H73ZM79 198H80V199H79ZM105 198H106V199H105ZM114 198H115V197H114ZM117 198H118V197H117ZM117 198H115V199H117ZM120 198H118V199H119V200H118L119 202H121V200H122V201L124 200V198H122L121 200H120ZM76 199H78V200H76ZM95 199H94V200H95ZM115 199H114V201H117V200H115ZM59 200H60V201H59ZM73 200H75V201H73ZM85 200H87V202H88V200H89L90 202L87 203ZM235 200L237 201V198H236ZM63 201H64V202H63ZM102 201H103V202H102ZM124 201H125V200H124ZM124 201H123V202H124ZM41 202H42V201L37 202V203H38V206H40V205L43 206V205H47V204L49 205V203L47 202L46 199H45V201H43V203H41ZM74 202H75V203H74ZM79 202H80V203H79ZM83 202H86V203H84V204L90 205V206H88V207L86 208V210H85L86 205H84ZM110 202H112V203H110ZM19 203H20V202H19ZM39 203H40V204H39ZM50 203H51V202H50ZM98 203H99V202H98ZM51 204H52V203H51ZM79 204H82V205H79ZM48 205H47V206H48ZM70 205H71V206H70ZM113 205H114V206H113ZM111 206H112V208H110ZM79 207H80V208H79ZM83 207H84V208H83ZM73 208H74V209H73ZM76 208L78 209L77 212L75 211ZM23 209H24V208H23ZM26 209H27V208H26ZM71 209H72V210H71ZM102 209H103V210H102ZM105 209H106V210H105ZM28 210H29V212L31 213V214H29V215H30V217L32 218V216H31V215H32V211H31V209H28ZM70 210H71V212H70ZM80 210H81V211H80ZM87 210H88V211H87ZM104 210H105V211H104ZM109 210H111V211H109ZM22 211H25V209L22 210ZM72 211H73L74 213H73ZM82 211H83L84 214L82 213ZM95 211H96V210H95ZM100 211H101V212H100ZM103 211H104V212H103ZM102 212H103V213H102ZM20 213H21V212H20ZM80 213H81V214H80ZM112 213H113V214H112ZM86 214H87V215H86ZM108 214H109V216H108ZM110 214H112V215H110ZM115 214H116V216H115ZM20 215H21V214H20ZM20 215L18 214V216H16V218H17V217L19 218ZM67 215H69V216H67ZM79 215H81V216H79ZM51 216H52V215H51ZM64 216H67L68 219H67L66 217L64 218ZM75 216H76V217H75ZM92 216H93V217H92ZM101 216H103V217H101ZM21 217H22V216H21ZM21 217H20V218H21ZM33 217H34V215H33ZM71 217H72V218H71ZM74 217H75V219H74ZM83 217H84V218H83ZM87 217H88V219H87ZM106 217H107V219H106ZM18 218H17V219H18ZM60 218H62V219H60ZM79 218H80V219H79ZM85 218H86V219H85ZM90 218H91L92 220H90ZM112 218H111V219H112ZM32 219H34V218H32ZM69 219H70V220H69ZM73 219H74V220H73ZM76 219H77V220H76ZM78 219H79V220H78ZM82 219H83V220H82ZM84 219H85L86 221H85ZM98 219H97V220H98ZM113 219H112L111 221H113ZM52 220H53L54 222H53ZM63 220H64V222H63L64 225H63V223H62ZM67 220H68V221H67ZM81 220H82L83 222H82ZM93 220H94V221H93ZM116 220H118V219L116 218ZM18 221H19V219H18ZM78 221H79L80 223H79ZM84 221H85V222H84ZM90 221H91V222H90ZM56 222H57V224H56ZM60 222L62 223L61 225H62L63 227L60 226ZM77 222H78V223H77ZM86 222H87V223H86ZM97 222H98V221H97ZM55 224H56V225H55ZM65 224H66V225H65ZM76 224H77V225H76ZM54 225H55V226H54ZM68 225H69L70 227H69ZM67 226H68V227H67ZM71 226H72L74 229H73ZM75 226H76V227H75ZM77 226H78V228H77ZM83 226H84V228H83ZM87 226H88V227H87ZM60 227H61V228H60ZM91 227H90V228H91ZM81 228H82V229H81ZM85 228H86V229H85ZM49 229H50V228H49ZM79 229H81V230L79 231ZM51 230H52V229H51ZM72 230H73V231H72ZM74 230H75V231H74ZM77 231H79V232H78V235H79L80 237L77 235ZM71 232H73V233H72L73 235L71 234ZM74 232H75V233H74ZM83 232H84V233H83ZM67 234H68V236H66ZM72 236H74V237H73L74 239H72ZM83 236H84V235H83ZM85 236H86V235H85ZM204 236H206V235H204ZM69 238H70V239H69ZM76 238H79V240L76 239ZM80 238H81V239H80ZM58 239H59V241H62V242L64 241V242L62 243V245L60 244V242L58 241ZM69 240H70V241H69ZM73 240H77V241H76L77 243H75V241L73 242ZM66 241H67V242H66ZM78 241H79V242H78ZM80 241H81V243H80ZM15 242H16V241H15ZM71 242H72V243H71ZM58 243H59V244H58ZM78 243H79V244H78ZM64 244H66V245H64ZM73 244H74V245H73ZM77 244H78V245H77ZM58 245H60V247H58ZM67 245H68V246H67ZM76 245H77V247H75ZM81 246H82V248H81L82 251H81V252H78ZM61 247H63V248L61 249ZM64 247H65V248H64ZM78 247H79V248H78ZM67 248H68V249H67ZM72 248H73V249H72ZM74 248L76 249V251H75ZM70 249H72V250H70ZM81 249H80V250H81ZM58 250H59V251H58ZM65 250H67V251H65ZM70 251H72V253H71ZM73 252H74V253H73ZM68 253H69L70 255H69ZM57 254H58L59 257H61V258H58V255H57ZM62 254L67 255V256H64V255H62ZM71 254H72L73 256H72ZM61 255H62V256H61ZM54 256H55V257H54ZM79 256H80V257H79ZM71 257H72V258H71ZM65 258H66L68 261H66ZM77 258H78V259H77ZM250 260H251V259H250ZM55 261H56V262H55ZM248 261H249V258H248L247 261H245V259L242 260V262H244V263L246 262L245 264H258V263H255V262H254V263L251 262L252 260H251L249 263H248ZM82 262H83V259H82ZM64 263H63V264H64ZM80 263H81V262H80ZM71 264H72V263H71ZM75 264H76V263H75ZM82 264H83V263H82ZM241 264H242V263H241Z\"/></svg>","mask_w":264,"mask_h":264}]
</instances>
